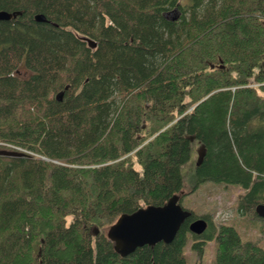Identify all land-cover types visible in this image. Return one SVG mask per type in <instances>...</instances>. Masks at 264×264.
<instances>
[{
    "label": "trees",
    "instance_id": "obj_1",
    "mask_svg": "<svg viewBox=\"0 0 264 264\" xmlns=\"http://www.w3.org/2000/svg\"><path fill=\"white\" fill-rule=\"evenodd\" d=\"M0 10L18 12L0 20V264H190V235L199 256L215 237L214 264H264L232 224L203 215L209 229L192 233L194 211L171 242L126 256L107 236L122 213L209 180L240 185L238 211L264 220V0Z\"/></svg>",
    "mask_w": 264,
    "mask_h": 264
},
{
    "label": "water",
    "instance_id": "obj_2",
    "mask_svg": "<svg viewBox=\"0 0 264 264\" xmlns=\"http://www.w3.org/2000/svg\"><path fill=\"white\" fill-rule=\"evenodd\" d=\"M17 13L0 10V20L10 19ZM35 20L47 21V18L43 13H37ZM85 40L88 41L90 47H96L95 39L86 37ZM62 94L63 91L59 92L57 96L62 99ZM193 139L194 136H191V140ZM201 160L202 154L197 163L199 164ZM179 199L180 195L176 193L164 204H149L141 206L133 212L122 213L107 232L108 238L114 242L115 250L120 255L126 256L145 244L153 246L159 241L171 242L182 223L192 214L191 210L181 205ZM256 209L259 215L264 217V203L259 204ZM207 226L208 220L203 217L195 218L189 223L190 231L198 235L202 234ZM98 231V229L94 231L95 234ZM40 254L41 249L39 250Z\"/></svg>",
    "mask_w": 264,
    "mask_h": 264
},
{
    "label": "rangeland",
    "instance_id": "obj_3",
    "mask_svg": "<svg viewBox=\"0 0 264 264\" xmlns=\"http://www.w3.org/2000/svg\"><path fill=\"white\" fill-rule=\"evenodd\" d=\"M177 14L176 9L169 11L170 16H176ZM22 72L25 73L24 70ZM197 158L198 155L194 154L192 160L195 161ZM192 162L184 166L186 175L185 190H188L191 185L188 178L194 165V162ZM135 167L137 169L141 168L139 163H136ZM245 191L237 184L216 183L209 180L201 183L194 191L184 194L180 203L184 208L194 211L198 216L210 215L213 224L217 226L222 223L234 225L244 240L257 241L264 247V220L255 218L252 215L244 216L238 211L239 196ZM208 226H210V223ZM194 241L195 239L190 235L185 246L189 263L214 264L216 255L215 237L205 239L204 249L200 256L198 251L193 248Z\"/></svg>",
    "mask_w": 264,
    "mask_h": 264
},
{
    "label": "bare ground",
    "instance_id": "obj_4",
    "mask_svg": "<svg viewBox=\"0 0 264 264\" xmlns=\"http://www.w3.org/2000/svg\"><path fill=\"white\" fill-rule=\"evenodd\" d=\"M46 159V157H44ZM48 159V158H47Z\"/></svg>",
    "mask_w": 264,
    "mask_h": 264
}]
</instances>
